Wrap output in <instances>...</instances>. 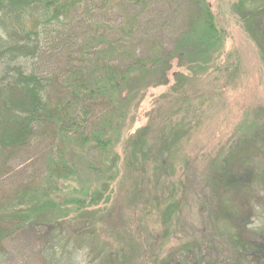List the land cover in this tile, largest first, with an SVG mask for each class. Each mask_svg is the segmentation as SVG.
I'll list each match as a JSON object with an SVG mask.
<instances>
[{"label": "rangeland", "instance_id": "obj_1", "mask_svg": "<svg viewBox=\"0 0 264 264\" xmlns=\"http://www.w3.org/2000/svg\"><path fill=\"white\" fill-rule=\"evenodd\" d=\"M261 2L201 0L222 37L220 45L219 41L197 44L201 51L211 50V63L184 68L176 62L166 84L121 99L116 107L97 104L89 131L109 125L113 142L106 151L86 153V147L69 141L66 150L78 152L73 157L79 176L49 192L54 199L49 210L58 222H65L58 233L64 236L66 248H78L74 262L107 264L117 257V264H160L161 258L171 254L190 258L195 253L201 263L210 256L219 262L220 256L231 255L207 219L212 210H220L225 193L222 186L213 191L220 158L253 123L264 121L263 55L241 20ZM193 9L188 0H109L106 5L102 0H85L74 11L78 15L71 35L78 34L79 44L96 50L125 39L141 56L157 49L167 52L178 45L180 31L189 35V41L204 35L203 21L185 26ZM58 59L59 64L65 62ZM140 75L133 72L129 82L143 84L139 79L146 78ZM108 115L114 117L112 124H107ZM140 139V145L134 146ZM54 142L38 139L17 158L0 155V197H9L28 180L35 183V176L48 186L46 161ZM255 191L249 202L237 198L234 190L229 192L232 196L226 203L232 213L227 224L259 242L264 231V191L260 186ZM64 215H68L65 220ZM243 215L247 216L244 221ZM217 216L221 226L225 216ZM86 228L91 232H83ZM83 233H89L88 237L82 239ZM37 234L27 230L16 235L7 245L2 264H49ZM207 236L220 239L218 249L204 248Z\"/></svg>", "mask_w": 264, "mask_h": 264}, {"label": "trees", "instance_id": "obj_2", "mask_svg": "<svg viewBox=\"0 0 264 264\" xmlns=\"http://www.w3.org/2000/svg\"><path fill=\"white\" fill-rule=\"evenodd\" d=\"M84 1L0 0V155L7 159L17 158L38 139L55 141L46 161L48 186L41 185L36 181L39 176H35L32 179L35 183L28 180L9 197H0V264L7 245H12L13 238L27 230L38 233L42 243L40 251L48 256L49 264H79L72 259L78 248H66L64 236L58 233V227L65 222H58L49 210L54 203L49 192L67 179L79 176L80 170L73 157L78 152L66 150L69 141L75 140L79 147H86L83 149L86 153L89 149L106 151L113 142L109 125L102 130L89 131L97 104L116 107L121 99L166 84L176 62L178 67L184 68L193 64L208 65L212 59L208 53L211 50L201 51L198 42L219 41L220 45L222 41L208 8L201 0H188L194 9L185 19V26L203 21L205 29L200 39L189 41V35L180 31L178 45L171 51L159 52L157 49L148 56H141L128 47L123 42L125 39L114 40L110 48L96 50L95 46L79 44L78 34L71 35L74 32L72 22L78 15L74 11ZM108 1L102 0L105 5ZM241 20L252 31L264 61V0L258 8L246 11ZM133 31V27L128 30L129 38ZM98 38V41H104V37ZM58 45L61 46L59 52ZM58 57L65 62L59 64ZM135 71L141 72L139 78H146L139 79L143 84L129 82ZM180 82L181 78H178V85ZM113 119L108 115L107 124H112ZM140 141H135L134 146H139ZM84 161L90 168L86 157ZM218 167L220 170L212 181L213 191L215 193L216 188L222 186L225 193L220 197V210H212L207 223L216 236L223 237L231 255L220 256L219 262H214L210 256L200 263L195 253H191L190 258L171 254L166 259L161 258L160 264H264V231L259 242L245 238L227 224L232 210L226 203L232 196L231 190L238 194L237 198H245L247 202L255 198L256 186L264 191L263 120L253 123L249 131L229 147ZM218 213L225 216L221 226L218 225ZM61 217L65 220L68 215ZM246 217L243 215L242 221ZM83 232H91V229L86 228ZM88 235L83 233L80 237L83 239ZM214 238L206 237L204 248L207 251L219 248L220 239L215 241ZM117 263L118 258L114 257L107 264Z\"/></svg>", "mask_w": 264, "mask_h": 264}]
</instances>
